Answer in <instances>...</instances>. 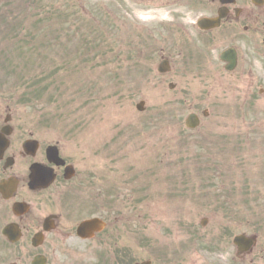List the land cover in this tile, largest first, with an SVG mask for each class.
I'll use <instances>...</instances> for the list:
<instances>
[{
  "label": "rangeland",
  "instance_id": "374dc122",
  "mask_svg": "<svg viewBox=\"0 0 264 264\" xmlns=\"http://www.w3.org/2000/svg\"><path fill=\"white\" fill-rule=\"evenodd\" d=\"M3 1L8 15L14 4H22L26 13L22 12L18 18L11 20V34L16 32L22 36L20 27L24 21H27L25 29L28 32L32 28L37 32L34 20L38 19L39 23V17L34 18L29 12V7L36 4L38 11L47 13L43 15L45 28L42 32L38 30V38L49 39L52 36V45L56 40H61L58 41L57 49L54 46L47 49L48 55L42 53L45 47H37L33 53L48 56L49 60L43 58L35 65H27V59L22 57L25 51L23 44L17 46L14 38L9 35L7 38L5 33L4 45L0 43V79L5 81L9 97L14 100L19 111L24 112L25 117L38 118L42 126L48 125L47 128L57 130L55 138L66 136L70 130L75 132L77 143L70 145L73 151H79L81 147L94 153L100 147L106 151V158L111 160L114 156L112 161H117V167L123 171L132 170L138 165L137 174L130 178H121L111 172H105L103 177L107 184L116 182L121 195H144L150 190L158 196H167L169 201L160 203L159 207L177 210L169 216V222H165L175 229L149 231L147 219L131 221L130 216L136 217L132 214L134 206L128 202L125 204L126 200L122 198L124 215H121V222L113 224L110 236H100L101 239H98L110 244L115 240L116 231L121 230L123 241L117 248L112 245L99 247L98 243L84 244L70 232L69 215L64 211L61 228L57 232V247L53 253L55 263L82 264L83 258L90 257L94 259V264H102L104 259L100 257L130 254L142 258L146 250L143 247L147 246L148 235L152 232L155 236H162L169 244L183 236L188 251L201 249L203 260L214 255L204 248L215 236L222 233L226 237L241 233L258 234L261 254L256 251L254 264H264L262 40L261 60L254 64L261 73V85L255 89L241 86L231 89L219 60V54L226 47L225 42L218 41L210 45L207 40L196 37L191 48L200 53H192L187 48L184 56L180 57L171 42L163 40V33L156 27H143L135 34L134 22L125 20L122 30L128 44L126 49L129 50V45L133 43L138 49L143 48L142 40L146 44L144 52L140 54L145 74H141V90L149 95L147 111L130 120L126 116L134 113L139 96L131 84L130 69H118L119 65H132L133 60L128 55L123 57L116 52L115 0ZM59 6H68L69 12L72 9L69 20L57 21ZM200 11L205 10L202 8ZM76 12L81 19L74 21L72 16ZM59 24L74 25L77 31L78 26L79 29L82 27L88 36L100 38L83 41V46L90 45L94 50H99L100 60L87 55L89 46L85 50L81 49L82 40H79L77 32L74 36H63L64 26ZM48 32H52V35ZM262 37L264 17H261ZM250 49L254 51L252 46ZM162 50L174 53L175 67L169 75L159 74L155 69ZM171 81L177 83L174 90L168 87ZM235 102L242 103L243 109L234 105ZM206 108L210 115L202 117L200 127L187 129L184 123L186 116L194 111L202 116ZM158 112L175 113V117H170L158 130L148 128L150 118H156ZM103 120L105 124L100 125ZM118 122L124 129L119 135L116 134L119 136L115 145L117 148L109 152L102 145L113 138ZM184 165H194L196 168L185 169ZM93 166L96 168L97 164ZM135 186L140 187V192L133 191ZM241 197H244V201ZM107 216L111 218L109 214ZM204 217L208 218L205 227L201 225ZM160 223L163 222L160 220ZM192 255L188 261L194 258ZM202 264L213 262L202 261ZM233 264L251 263L234 261Z\"/></svg>",
  "mask_w": 264,
  "mask_h": 264
},
{
  "label": "flooded vegetation",
  "instance_id": "af4514ba",
  "mask_svg": "<svg viewBox=\"0 0 264 264\" xmlns=\"http://www.w3.org/2000/svg\"><path fill=\"white\" fill-rule=\"evenodd\" d=\"M132 4L126 12L131 14L135 34L140 28L156 27L163 33V40L171 42L180 57L184 56L187 48L192 53H200L191 48L196 37L207 40L210 45L217 41L225 42L227 49L233 50L236 57L235 67L226 71L229 88L241 86L255 89L261 85V73L254 63L261 60L264 4L251 0H236V3L224 5L221 0H132ZM202 8L204 12L200 11ZM220 8H224V18L218 26L201 29L198 21L202 17L219 16ZM123 12L120 11V17ZM160 55L169 62V68L163 67L160 74L169 75L175 67L174 53L162 50ZM145 84L147 86L146 80ZM56 136V130L42 128L40 122L27 121L25 113L20 112L9 97L7 88L0 84V264H56L53 253L57 247V232L61 228L63 211L69 215L70 232L76 235L78 226L84 220L98 218L106 224L93 240L82 241L84 244L120 247L123 241L121 230L116 231L115 240L110 244L98 239L110 236L113 224L121 222V215H124L122 198L126 200L125 204L134 206L132 214L136 217L130 216L131 221L147 219L149 231L175 229L165 222H169V216L177 210L159 207L160 203L169 201L167 196H158L150 190L144 195H121L116 182L106 183L104 171L95 176L89 168L104 162L100 149L101 155L95 160L86 154V150H71L72 140ZM49 181V186H42ZM133 191L138 193V186ZM49 217L55 228L46 231L45 220ZM177 228L180 229V226L177 225ZM37 234L41 236L40 243ZM148 236L151 246L147 244L143 247L146 249L144 257L138 258L137 254L116 256L110 257L107 263H254L256 251L261 254L259 242L251 251L241 252L235 247L233 237L222 233L213 237L204 248L214 255L203 260L201 249L195 253L188 251L183 236L170 244L152 232ZM191 255L194 258L188 261ZM93 260L85 257L82 264L92 263Z\"/></svg>",
  "mask_w": 264,
  "mask_h": 264
},
{
  "label": "trees",
  "instance_id": "16d2710c",
  "mask_svg": "<svg viewBox=\"0 0 264 264\" xmlns=\"http://www.w3.org/2000/svg\"><path fill=\"white\" fill-rule=\"evenodd\" d=\"M33 15H34V18H35L36 14H33ZM60 17H62V16H60ZM24 22H22V24H21L22 25L21 32H24V33H21L22 39L20 40L21 44H23V47L25 48V51L23 52V55H25V56L31 55V56L36 58L38 55L37 54H33V53L37 50V46H36L37 37L33 36V32H31L32 30L30 32H28V29H25L26 28L25 24L27 23V21H24ZM23 30H25V31H23ZM15 34H16V36L19 35L16 32H15ZM48 46H50V44H48ZM45 59L48 60V57H45ZM26 62H27L28 65H31V64H33V59L28 56Z\"/></svg>",
  "mask_w": 264,
  "mask_h": 264
},
{
  "label": "water",
  "instance_id": "95a60500",
  "mask_svg": "<svg viewBox=\"0 0 264 264\" xmlns=\"http://www.w3.org/2000/svg\"><path fill=\"white\" fill-rule=\"evenodd\" d=\"M196 122L197 121H192L193 126L196 125ZM96 222H97V220H93V221H91V223L93 225H91L90 223H85L84 226H86V228L96 229L98 227V224H95ZM84 226H82V227H84ZM235 241L237 243L241 241L240 242V247L248 249V248L251 247L252 243L254 242V239H252V238H245L244 236H239V237H237L235 239Z\"/></svg>",
  "mask_w": 264,
  "mask_h": 264
}]
</instances>
